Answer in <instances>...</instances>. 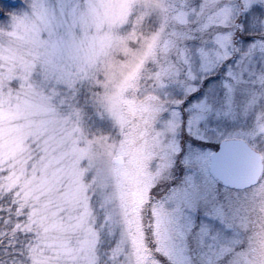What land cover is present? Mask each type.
<instances>
[{"label":"snow or ice","instance_id":"snow-or-ice-1","mask_svg":"<svg viewBox=\"0 0 264 264\" xmlns=\"http://www.w3.org/2000/svg\"><path fill=\"white\" fill-rule=\"evenodd\" d=\"M257 206L264 0H0V264H264Z\"/></svg>","mask_w":264,"mask_h":264},{"label":"clouds","instance_id":"clouds-1","mask_svg":"<svg viewBox=\"0 0 264 264\" xmlns=\"http://www.w3.org/2000/svg\"><path fill=\"white\" fill-rule=\"evenodd\" d=\"M23 3H26V0H22ZM143 39H147V37H143ZM148 82L145 80L140 85V90L144 89L145 84ZM150 87V85H148ZM89 128L94 134H101L107 138H109L108 142L112 144H118L121 139V133L118 127H116L110 120L105 118L103 121H101L96 114L90 113L89 114ZM98 214L99 208H97ZM145 219L147 220V210L144 213Z\"/></svg>","mask_w":264,"mask_h":264},{"label":"rangeland","instance_id":"rangeland-1","mask_svg":"<svg viewBox=\"0 0 264 264\" xmlns=\"http://www.w3.org/2000/svg\"><path fill=\"white\" fill-rule=\"evenodd\" d=\"M26 3H27V0H26ZM136 44V41H131L130 44H129V52L133 55H135L137 53V49L134 47V45ZM131 57H129L130 59ZM116 59L118 60L119 62V59H118V56L116 57ZM125 67H130L129 64H125ZM90 124V123H89ZM89 126V125H88ZM260 215H264V213H261L260 210H259V207L257 206V209L256 211L253 213V219H254V222L258 219V217Z\"/></svg>","mask_w":264,"mask_h":264}]
</instances>
